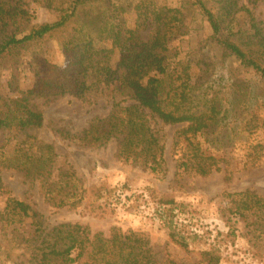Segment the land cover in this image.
<instances>
[{
    "label": "trees",
    "instance_id": "trees-1",
    "mask_svg": "<svg viewBox=\"0 0 264 264\" xmlns=\"http://www.w3.org/2000/svg\"><path fill=\"white\" fill-rule=\"evenodd\" d=\"M175 1L0 0V60L17 57L21 49L55 32H60L58 44L66 57L65 64L58 65L36 56L35 79L29 87H19L14 78L5 84L0 80V170L21 171L31 182L37 181L51 206L74 207L86 201L85 207L104 214L99 200L110 189L83 187L71 167H56L52 144L28 133L43 124L42 113L29 104L37 95L67 93L87 100L96 95L94 91L108 89V114L92 117L80 132L60 130L61 136L88 146L115 140L118 159L151 172H165L164 145L152 121L185 124L173 141L183 148L177 167L202 176L219 167L217 159L202 148L200 138L216 133L212 142L221 146L232 134L236 138L240 128L243 134L238 139L264 130V19H257L238 0ZM31 2L54 10L56 19L31 23ZM196 17L207 26L199 44L207 52L219 51L220 61L210 62L203 55V67L197 63L192 73L189 64H181L180 70L176 63L171 66L169 57L172 40ZM146 26L149 35L141 40L139 31ZM231 57L238 61L234 68L227 64ZM257 148L264 150V140L253 145L254 153ZM231 195L238 201L229 209L228 219L250 217L249 232L264 244V197L247 189ZM5 208L4 223H27V237L20 240L28 264H164L144 233L112 226L104 236L71 222L48 227L30 203L14 197L7 198ZM176 233L169 230L170 241L192 253L193 264H220L218 250L193 252ZM165 264L175 263L166 259Z\"/></svg>",
    "mask_w": 264,
    "mask_h": 264
},
{
    "label": "rangeland",
    "instance_id": "rangeland-1",
    "mask_svg": "<svg viewBox=\"0 0 264 264\" xmlns=\"http://www.w3.org/2000/svg\"><path fill=\"white\" fill-rule=\"evenodd\" d=\"M176 3L175 0H173ZM238 4L250 9L257 19H264V0H238ZM31 23L51 22L56 19L54 10L30 3ZM184 30L181 36L172 40L169 61L176 68L181 64L202 66L204 55L210 62L220 61V52H207L200 39L207 32V26L199 17ZM245 18L241 19L243 23ZM150 26L139 31L141 40L149 35ZM60 32L45 37L40 43L20 50L17 57L0 60V80L6 83L14 78L21 88L29 87L35 79L36 56L49 62L63 65L66 57L58 41ZM202 47V49H201ZM206 51L205 53H202ZM227 64L234 68L238 61L229 58ZM213 68V66H210ZM197 69V68H196ZM180 70V69H179ZM212 71V69H210ZM93 97L84 100L67 93L33 96L30 106L43 115V124L29 130L37 140L53 145L56 167H71L83 187L104 185L110 191L99 202L103 203L104 214L92 212L90 206L81 202L74 207H54L45 202L38 182H31L24 173L14 169L0 170L3 190L0 192V264H28L27 253L21 238L27 237L28 226L19 223L7 224L1 220L6 212V200L14 197L24 200L43 215L45 224L51 227L58 223H79L89 227L91 232H101L108 236L112 226L121 231L133 230L144 233L149 246L161 263L171 259L175 264H193L195 256L187 253L170 241L168 232L172 230L188 248L196 252L215 248L222 256L220 264H264V244L249 230L248 219L229 220V209L237 204L238 197L231 195L244 190L264 197V150L253 149V145L264 140V130L244 134L238 139L240 128L230 141L223 145L212 142V136L200 138L202 148L217 159L219 169L202 176L193 171L177 167L183 148L174 146V136L185 124H162L151 122L160 134L164 145L165 172H151L141 166L123 161L115 156L116 141L103 146L81 145L76 139L61 136L60 130L70 133L80 132L94 117L104 118L109 110L111 94L108 89L94 91ZM5 139V136H1ZM257 159L252 160L256 157ZM172 200L162 204L160 200ZM106 203V204H105ZM249 221V222H250ZM232 226L236 228L232 232ZM253 242L254 245H253Z\"/></svg>",
    "mask_w": 264,
    "mask_h": 264
}]
</instances>
